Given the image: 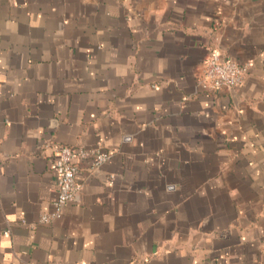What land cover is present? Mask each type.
<instances>
[{
    "label": "crops",
    "instance_id": "1",
    "mask_svg": "<svg viewBox=\"0 0 264 264\" xmlns=\"http://www.w3.org/2000/svg\"><path fill=\"white\" fill-rule=\"evenodd\" d=\"M55 145L109 159L43 223ZM0 264H264V0H0Z\"/></svg>",
    "mask_w": 264,
    "mask_h": 264
},
{
    "label": "built area",
    "instance_id": "2",
    "mask_svg": "<svg viewBox=\"0 0 264 264\" xmlns=\"http://www.w3.org/2000/svg\"><path fill=\"white\" fill-rule=\"evenodd\" d=\"M248 73L246 65L224 58L217 51H211L206 57L201 76L202 86L211 91L221 88L240 87ZM51 171L55 178L56 196L52 202V212L40 221L47 223L50 217L61 215L63 207L75 202L81 188V172L92 173L99 169L109 155L99 149L55 145L53 147Z\"/></svg>",
    "mask_w": 264,
    "mask_h": 264
}]
</instances>
